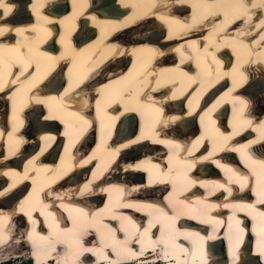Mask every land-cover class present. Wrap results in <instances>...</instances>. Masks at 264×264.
Here are the masks:
<instances>
[{
  "label": "bare ground",
  "instance_id": "1",
  "mask_svg": "<svg viewBox=\"0 0 264 264\" xmlns=\"http://www.w3.org/2000/svg\"><path fill=\"white\" fill-rule=\"evenodd\" d=\"M149 249L264 264V0H0V262L133 264Z\"/></svg>",
  "mask_w": 264,
  "mask_h": 264
},
{
  "label": "rangeland",
  "instance_id": "2",
  "mask_svg": "<svg viewBox=\"0 0 264 264\" xmlns=\"http://www.w3.org/2000/svg\"><path fill=\"white\" fill-rule=\"evenodd\" d=\"M24 195H27V191L22 195L24 198L21 200V197L18 199V200H21V201H26L27 199L25 198ZM28 196V200H30V196ZM4 246V245H3ZM5 247V246H4ZM22 248L20 247L19 249L16 250L19 251L21 250ZM26 254V255H25ZM24 255L22 254V256H18V258H12L13 260L9 261V262H3L1 264H25V262L28 261L29 259V256H32V254L34 255V252H31V253H25ZM11 258V257H9Z\"/></svg>",
  "mask_w": 264,
  "mask_h": 264
},
{
  "label": "trees",
  "instance_id": "3",
  "mask_svg": "<svg viewBox=\"0 0 264 264\" xmlns=\"http://www.w3.org/2000/svg\"><path fill=\"white\" fill-rule=\"evenodd\" d=\"M25 264H31L30 261L25 262Z\"/></svg>",
  "mask_w": 264,
  "mask_h": 264
},
{
  "label": "water",
  "instance_id": "4",
  "mask_svg": "<svg viewBox=\"0 0 264 264\" xmlns=\"http://www.w3.org/2000/svg\"><path fill=\"white\" fill-rule=\"evenodd\" d=\"M215 248V246L211 245V249Z\"/></svg>",
  "mask_w": 264,
  "mask_h": 264
},
{
  "label": "clouds",
  "instance_id": "5",
  "mask_svg": "<svg viewBox=\"0 0 264 264\" xmlns=\"http://www.w3.org/2000/svg\"><path fill=\"white\" fill-rule=\"evenodd\" d=\"M28 261H30V259H28ZM30 263L32 264V262L30 261Z\"/></svg>",
  "mask_w": 264,
  "mask_h": 264
}]
</instances>
